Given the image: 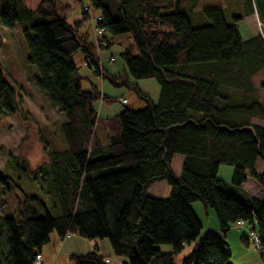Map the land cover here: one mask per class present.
<instances>
[{"label": "trees", "instance_id": "trees-1", "mask_svg": "<svg viewBox=\"0 0 264 264\" xmlns=\"http://www.w3.org/2000/svg\"><path fill=\"white\" fill-rule=\"evenodd\" d=\"M62 1L41 0L30 11L22 0H0V25L21 28L35 85L64 115L57 127L63 147L48 152L45 164L28 172L17 158L7 162L17 180L36 184L46 200L25 197L15 217L0 216V264H35L52 233L60 240L70 234L107 240L124 264H174L187 248L181 264H230L226 235L238 223L256 234L264 264V201L239 192L246 175L264 190V167L255 173L258 161L264 164V125L250 123L264 121V105L248 99L252 79L264 71V37L244 39L237 27L243 17L227 22L218 8L203 10L197 24L184 6L196 0H77L98 12L101 41L110 45L121 35L132 41L120 54L121 74H109L83 29L87 13L69 24ZM244 11V17L255 12L264 31V0H248ZM76 53L96 77L132 90L144 109L125 107L100 120L95 105L106 97L93 84L82 89L87 80L73 61ZM130 79H154L157 104ZM228 88L247 102H229ZM16 109L0 70V118ZM175 156L182 162L178 175L171 168ZM220 166L232 169L229 184L217 177ZM156 182L169 188L166 199L147 196ZM11 183L0 173L6 190ZM194 202L214 212L218 233L201 235ZM29 203L43 216L27 214ZM161 245L171 252L161 253ZM68 263L108 264L96 248Z\"/></svg>", "mask_w": 264, "mask_h": 264}, {"label": "rangeland", "instance_id": "rangeland-1", "mask_svg": "<svg viewBox=\"0 0 264 264\" xmlns=\"http://www.w3.org/2000/svg\"><path fill=\"white\" fill-rule=\"evenodd\" d=\"M40 1L22 0V3L28 10L35 11ZM247 1L196 0L186 1L184 6L190 10V14L197 24H200V13L203 10L218 8L222 11L224 19L227 22H230L232 17H243L242 21L237 23V27L244 39L255 35H262L264 37V31L259 26L256 13L254 12L251 16L244 17L245 3ZM83 3L80 4L77 0H63L61 2L62 5L68 7L69 16L67 22L69 24L81 20L82 6H86ZM97 16H99L98 12L89 7V13H87L88 22L83 24V29L90 36L100 66L109 74H121L124 64L120 58V54L125 48L132 45V41L128 35L113 37L110 45H107L105 41H101L102 39L99 38L102 36H96L93 33V19ZM105 37L110 39L107 34ZM27 56L28 49L22 35V30L18 24H14L12 28L0 25V70L5 81L14 90L17 104V109L12 115L0 118V173L9 176L13 180L10 190H6L0 184V216L12 218L17 214L18 204L20 206L25 201V197L38 196L42 200L46 199L40 196V191L36 184L30 182L25 177L17 180L18 173L8 171L7 162L12 158H17L27 167L28 172H35L39 166L48 161V152L52 149L63 147L57 127L64 121V115L58 107L49 102L45 94L35 85L37 72L33 66L26 62ZM111 58H113L112 62L110 61ZM73 61L79 68V75L87 80L82 82V89L86 91L89 88V84H93L100 94L106 97L105 100L99 101L95 105L97 116L100 120L118 115L125 107L133 111L144 109L145 103L139 100L132 90L123 86H113L106 80L96 77L84 66L81 54L76 53L73 56ZM129 81L134 83L141 93L149 98L151 103L157 104L160 89L154 79L137 81L130 79ZM252 85L254 92L248 99L259 101L264 105V71L252 79ZM225 90L222 91L223 95H225ZM226 96L228 101L234 104H243L248 100L243 97L239 90L230 88L226 90ZM250 123L264 125V121H260L259 119H251ZM179 160H181L179 156H175L172 160L171 167L173 173H176L180 168ZM263 167V162L258 161L255 173H260ZM231 170L228 166H220L217 171V177L229 182ZM158 184L161 186L156 188V196L166 199L169 195V188L163 182ZM245 188L250 191L254 189L258 192H261L260 189L263 190L251 177L247 179ZM191 206L202 223V235L209 229L211 220L215 219L214 212L210 209H204L199 202H194ZM21 207L19 211H21ZM26 207L30 208L27 214L37 212V214H41V217L43 216V212L41 209L40 212L38 205L29 203ZM231 231L237 234V240H239L241 232L233 229ZM229 239L230 264H263L262 257L252 240L248 238L249 245L245 246L241 243H235L231 236ZM94 247L106 258L108 264L126 263L124 258H119L113 254L107 240L95 241L92 244V242L73 234L67 235L64 239L60 240L52 233L49 243L42 247L41 256L43 257V264H69L68 261L71 255H85L93 251ZM158 249L164 254L171 252V247L168 245H161ZM241 250L243 253H241ZM189 253L190 249H185L174 258L173 263L181 264ZM39 264H41V259L39 260Z\"/></svg>", "mask_w": 264, "mask_h": 264}, {"label": "crops", "instance_id": "crops-1", "mask_svg": "<svg viewBox=\"0 0 264 264\" xmlns=\"http://www.w3.org/2000/svg\"><path fill=\"white\" fill-rule=\"evenodd\" d=\"M181 160H179V164H180V168L176 171V173H174L175 175H178L180 173V169H181ZM172 164V163H171ZM172 168V167H171ZM178 172V173H177ZM231 175H232V170H231ZM231 175H230V179H229V182H226L224 181L225 183L229 184L230 183V180H231ZM250 176L249 175H246V181L245 183L241 186L240 188V191L239 192H244L245 194H247L250 198H254V199H258V200H261V201H264V192L263 190L260 189L261 192H258V191H255L254 189L252 191L248 190L245 188L246 186V183H247V179L249 178ZM220 179V178H219ZM223 181V180H222ZM158 183H161V182H156L154 184H152L148 189H147V196L149 197H152V198H158L156 196V188L160 187L161 185H159ZM164 183V182H163ZM163 187V186H162ZM192 208V206H191ZM193 210V209H192ZM194 212V210H193ZM195 214V212H194ZM196 218L198 219L201 227H202V223L200 221V219L197 217V215L195 214ZM211 225L209 226V229L206 230V233L210 232V233H218L219 231V228H218V224H217V221H216V218L211 220ZM247 226H244V225H237V226H232L231 229L233 230H237L238 232L240 231V237H239V240H237V234H234V232H229L227 233L226 235V242H227V245L229 247V237L231 236L232 237V240L235 241V243H241L242 245L244 244L245 246H248L249 245V239L247 237V234H248V231H247ZM242 234L244 235V241H241V236ZM253 242V241H252ZM95 243V242H92V244ZM242 249V248H241ZM244 250V249H243ZM230 251V249H229ZM241 253L242 250H241ZM40 259H41V264H43V257L40 255Z\"/></svg>", "mask_w": 264, "mask_h": 264}, {"label": "built area", "instance_id": "built-area-1", "mask_svg": "<svg viewBox=\"0 0 264 264\" xmlns=\"http://www.w3.org/2000/svg\"><path fill=\"white\" fill-rule=\"evenodd\" d=\"M82 10H83V12H85V13H89V6L88 5H86V6H83L82 7ZM101 21V18H100V16H97L95 19H93V33H94V35H96V36H103V34H104V30L102 29V28H100V27H98L97 26V24L99 23ZM259 26L261 27V25L259 24ZM100 39V38H99ZM101 45H104V44H101ZM110 61L112 62L113 61V59L111 58L110 59ZM123 103H124V101H123ZM237 225H244V226H246L245 224H243V223H238ZM247 228V231H248V238H250L252 241H253V243L255 244V247L257 246L256 245V234L254 233V232H252L250 229H249V227H246ZM256 249H258L257 247H256ZM258 251H259V253L260 254H262V251L261 250H259L258 249ZM263 258H264V255H263ZM39 260H40V256H37L36 257V263L35 264H39Z\"/></svg>", "mask_w": 264, "mask_h": 264}]
</instances>
